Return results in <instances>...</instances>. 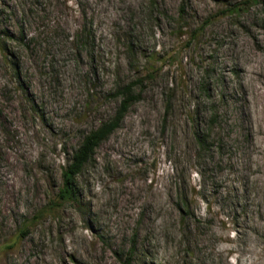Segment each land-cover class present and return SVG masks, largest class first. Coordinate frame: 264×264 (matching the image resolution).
Returning <instances> with one entry per match:
<instances>
[{
    "label": "rangeland",
    "instance_id": "1",
    "mask_svg": "<svg viewBox=\"0 0 264 264\" xmlns=\"http://www.w3.org/2000/svg\"><path fill=\"white\" fill-rule=\"evenodd\" d=\"M263 99L264 0H0V264H264Z\"/></svg>",
    "mask_w": 264,
    "mask_h": 264
},
{
    "label": "trees",
    "instance_id": "2",
    "mask_svg": "<svg viewBox=\"0 0 264 264\" xmlns=\"http://www.w3.org/2000/svg\"><path fill=\"white\" fill-rule=\"evenodd\" d=\"M132 87L131 85L124 86L112 94L113 96H122V101L117 111L100 127L86 135L80 146L75 150L70 163L63 171V186L58 194L62 202L77 200L78 193L74 184L75 178L93 160L99 144L120 126L130 106L138 99V96L132 92ZM204 137L198 138L201 146L206 145V137ZM128 262L130 263V260Z\"/></svg>",
    "mask_w": 264,
    "mask_h": 264
},
{
    "label": "bare ground",
    "instance_id": "3",
    "mask_svg": "<svg viewBox=\"0 0 264 264\" xmlns=\"http://www.w3.org/2000/svg\"><path fill=\"white\" fill-rule=\"evenodd\" d=\"M253 57H254V56H253ZM251 71H252V70H251ZM262 71H263V70H262ZM259 72H260V71H259ZM259 72H258V73H259ZM262 73H263V72H262ZM251 76H252V75H251ZM253 76H254V75H253ZM254 77H255V76H254ZM256 83H257V82H256ZM256 86H257V85H256ZM258 86H259V85H258ZM258 93H259V92H258ZM263 100H264V99H263Z\"/></svg>",
    "mask_w": 264,
    "mask_h": 264
}]
</instances>
